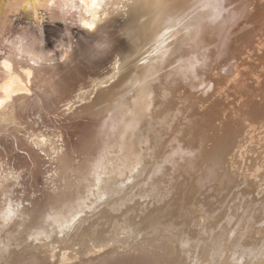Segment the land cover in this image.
Here are the masks:
<instances>
[{"label": "rangeland", "instance_id": "374dc122", "mask_svg": "<svg viewBox=\"0 0 264 264\" xmlns=\"http://www.w3.org/2000/svg\"><path fill=\"white\" fill-rule=\"evenodd\" d=\"M62 1L60 0L59 3H61ZM70 2H71V0H66V1L64 0L59 5V7L61 6L60 10L61 11L63 10L64 13L62 14V17H61V16H59L62 13L60 11V14L56 15V17L57 16H59V17L56 18L55 13L57 12V14H58V11H55L56 9L51 8V5H52L51 3H53V2L50 0H25V1L22 0V3H21V0H0V43H1V45H0V56L3 58V60H2V58L0 57V83L3 84L5 82L4 81L5 79H7V80H8V78L11 79V76L15 75V74H12L11 76H8L7 74H5L6 71L3 68V64L1 62L12 59V58H10L11 53H12L11 57H13L15 55L20 56V57L22 55H23L22 57H25V55L28 56V55H30L31 52L29 53V51H31L32 48H33L32 53H31L32 56L31 55L30 56L31 57L34 56V58H36L35 56H39L38 58L40 59V61H42L44 64H47L48 67L55 66L56 69H58V71L60 70V72H58V71L56 72L57 79L60 78L63 80V81L61 80L62 86L59 87L60 93H58L59 91L57 92L59 95L62 94L63 96L61 95V97L60 96L58 97L57 94H56L57 95L56 96V95H53V93H52V98L55 100V102L53 104L50 102V100H52V98L49 97L48 101H45V99H41L40 103H42V104H39V103L38 104L37 103L31 104L32 103L31 102L29 108H27L26 106H25V108H23L26 112L27 111L29 112V113L27 112V114H25V115H26V118L28 121L27 123L30 125L32 124L31 126L30 125L27 126V124H26L27 128L22 129V127H19V126L17 127L16 125L10 124V123H5V125H4V123L0 124V149H1L0 150V177L4 178L2 186L5 187L4 192H3V188H2V186H0V196L3 199L5 198L4 200L0 198V202H2V203L4 202V207H5V208L0 209V221H1L0 225H2L1 223L4 224V222L9 220V218L11 217V216L9 217V215H12V214H13L12 216L15 217L14 220L16 219L18 221V219L21 218L22 221L26 219L28 221V223H32V228H34L36 226L38 227L39 223L43 224L44 222H47L48 218L51 219V218L56 217V216H65L66 217L68 214L69 218L66 217L65 218L66 220L62 224L58 225L57 230H56L57 234L61 238H63L64 240H67L69 237H72V236H77V238H82V236H84V235L79 236L78 234L80 233V231L84 227H88L91 231V233L85 237L86 238L85 240L95 239L92 232L94 231V233H95L97 226L105 225L106 229L104 231H105L106 235L110 236V235L114 234V232H116L114 234V237L113 236L112 237L105 236V237H108L109 239L110 238L116 239L115 236H117L120 239H124L125 236L127 239H128V237H129V239L132 237L133 239H131L132 241H130V242L134 244L135 242H139L142 239H144L142 236L137 237L138 234L136 233V230L141 229V227H139V226H142V223H143L142 220H144V222L146 220H147V222L148 221L150 222L153 219H155L154 221H152L154 225H152L151 228H154V227L155 228H159V227L164 228L162 226H165L168 221H170L171 219L173 220V218L179 217L180 218V220L178 219L179 221H177V218L175 219L177 222H179V224L175 223L178 225H175V227H173V229L180 226L179 227L180 230H179V228H177V230L174 229L173 231L178 232V230H179V234H181L182 236L183 235L185 236L187 231L192 236H194L195 235V229H196V234L198 233V234H200V236H201V234H203V235L206 234L205 236L207 238L209 237L208 231H210V237H209L210 239L209 238L208 239L212 240L211 238H213L214 232L216 231L217 235L218 234L221 235V232H222V236L225 235L224 236L225 238L235 240L236 239L235 236L238 237L237 238L238 240L237 239L236 240L239 241L240 244H243V242L245 240L247 243L245 242L246 244H243V245H247V244L249 245L250 243H252L251 247H253L254 249L259 250L261 247L263 248V246H264V238H263V236H264V211H263L264 207L262 205H264V181H262V182H260V181L263 179L262 177H264V167H263L264 166V120H263L264 119V117H263L264 116V0H210V5L212 7V10H216L217 12L220 13V18H221L222 23L219 24V27H221L222 29L217 26L216 28L209 29L210 31L206 30L208 33L205 35L204 39H202L200 42L195 44V47L192 49L191 54L189 53V55L186 56L187 58L185 57L186 60L184 58H182L181 61H177L178 63L177 62L174 63V65H176V64L178 65L181 62H183L181 64L184 65V63H185V65H186L188 62L190 63L192 61V63L190 64V67H188L189 70L184 69V70H186V71H184V76L186 75L187 79L190 77L188 79V80H190V84H189L190 88L188 87V89H187L190 96L189 95L186 96L184 94L181 97L182 99L179 97L180 99L178 98L176 100L177 105H176V108L174 109V113H173V115L174 114L176 115V116H174V117H176L175 119H177V120L173 119L174 123L176 121V123H175L176 127H175V130L173 132L174 137L172 139L174 142L170 139V141H172L171 143H174V144H172L173 146L171 145L172 147L170 146V149L176 150V148L181 147V139L179 138V135L185 129H188V130H190V132L192 131V133L194 135L200 136V137L197 136L199 138V140H201V141L198 140V144H197L198 146L197 145L196 146L197 147H199L200 145L203 146L202 147L203 150L201 149L202 151L200 150L201 146L199 147V149L196 147V149L198 151L195 153V155L198 154V156L202 157L203 152L206 150L205 152L208 151V153H206L205 156L209 157L210 155L213 154L212 152L216 151L214 149H213V151H211L212 148H215V147L217 148V145L219 147L220 144L222 145L221 146L222 148L221 147H220V149L218 148V155L220 154L219 150H221V152H222V150L223 151L225 150L223 153L220 154V155H223V154L224 155L222 157L220 156L221 158H219V156L217 155L216 152H215L216 154L215 153L214 154L216 155L217 158H219L221 160H222V158H224V160H225V158L227 159V157H229V159H230V156H232L231 154H234L233 157H231V159L234 157L235 158L240 157L239 152H241L240 155L242 154L241 155L242 157L240 159H242V164L244 163L243 164L244 167L248 166L247 168H245V173H244V169H243L244 167L242 168V170H243L242 172L244 173L243 176L248 175L250 173V171L253 172V170H251L252 167L249 168V166L255 165L254 163H252V162H254L253 160L255 159V161H256L255 163H257L260 166V171L258 173H259V176H262V177H260L261 178L260 181L258 180L259 181L258 184L263 183V185L261 184L262 188L259 187V185L257 183H256L257 186H255V183H254L255 179L253 180V182L251 184L249 181H252V180H250L249 178H247V179L243 178L244 180H239L240 183L236 182L237 184H239L237 186V184L235 183L236 187L233 186V188H232V186L231 187L229 186L230 187L229 188L227 186L229 188V190H228V188L226 189V187L224 185H222L220 187L217 184L218 185V187H217L216 183H218V182L217 181L214 182V178H215V180H217L218 176L220 175L219 174L221 172L220 167L218 166L219 171L217 170L218 172L216 171V173H215V171L213 172L212 169H216L217 165H215V168L211 167V170H210V167L208 168L209 165H206V168H208L209 170L208 169L206 170L204 167L202 168L203 172L205 169L208 173L205 172V173H207V175L206 174L204 175V173L201 171V175H202L201 177L203 178V175L205 176L204 180L201 178V181H202L201 186H200L201 189L198 190L194 194L195 196H193L194 199L192 198V203H191L189 209L182 216H181V214L179 216H177L178 211H179V213H181V210H180L181 206H180V204L177 205L176 202L175 203L171 202L170 204H172V205L176 204L178 207L176 205L175 206L169 205V210L171 209L172 212L175 211L173 214L169 210L168 211L166 210V209H168V205H166V203L169 204V202H167V201H169V199H171L170 201H172V197L169 196L170 193L167 192V190H169L168 188L166 189L167 193H165L166 196L169 193V195L167 196L168 199H167V197H165L166 199H163V201H162V199H160L161 200L160 203H159V201H156L157 199H155L154 196L149 195V194L140 193V194H142V195H140V194L136 193V195H135V193H134L132 196L130 195V193H132V191L134 190V185L137 184L138 182L144 180L143 176L146 175L149 170L145 169V167H140V165H138V163H137V160H135L134 156L127 154L125 151H122V149L125 147L124 141L122 139V135H123V132L125 129V127L121 121L122 117L119 115L118 111L113 110V109L109 110L108 108H106L107 105L105 103V100H106L105 97L102 99V101L99 103L98 106H93V107H91L92 104H91V106H88L91 103L90 101H87L88 103L87 102L84 103L85 102L84 99H82V98L79 99L80 96L77 97L78 96L76 93L78 90V89H76L77 86H81L82 89H85L82 91V93H80L82 96H85L88 93V91L92 87V85L94 87L95 82H97L96 79L98 80L99 77L105 72L103 67H100L102 64L105 63L101 58H105L109 61V58H108L109 55L105 54L101 49L96 50L97 47L94 46L93 41L98 37L95 34V31H92L88 27H85L83 22L81 23V21H82L81 19L79 21L76 20V22L71 21V17L69 16V13L71 12V9H70L71 3ZM53 10L55 11V13ZM77 14H78V16H80L81 15L80 11H78ZM4 22L7 23V25L5 27L2 25ZM223 23H225L224 26L222 25ZM27 27L28 28L33 27V29H35L38 32V35L41 39L40 42H38L40 44L39 46H35L33 44H30V42H29L30 39H28L29 35H28L27 29H26ZM3 29H4V31H3ZM214 30H215V32H214ZM209 32L212 34L208 35V34H210ZM68 35H69V37H68ZM209 36H210V38H209ZM13 39L16 40L15 41L16 43L15 42L12 43V41H14ZM217 43H219V44H217ZM224 43H225V45H224ZM23 46H25V49L27 48L28 51H27V49L25 50ZM34 49L36 50V52ZM228 49L230 51H228ZM233 49L236 52H234ZM3 50H4V53L1 52ZM21 50H22V53L20 54ZM205 50H207V51H205ZM222 50L224 53L221 52ZM18 51H19V53H18ZM98 51H100V52H98ZM41 52L43 55L41 54ZM46 52H47V54H46ZM95 52H96V54H95ZM213 52H215V53H213ZM3 54L4 55L6 54V55L3 56ZM44 54H46V55H44ZM188 56H189V58H188ZM72 57L74 58L73 61H75L73 64L68 62L69 58H72ZM130 57H132V58H130ZM130 57H129V59H131V60L130 61L126 60V62H124V64H126V65H124V64L122 65L124 70L127 68L128 64H132L134 62V60H133L134 58L136 59V57H134L133 55ZM206 57H207V59H206ZM13 58H15V61H17L16 57H13ZM38 58H36V59L38 60ZM196 58H197V60H196ZM132 60H133V62H132ZM186 61H187V63H186ZM130 62H132V63H130ZM135 62H136V60H135ZM209 64H210V67H209ZM105 65H107V64L105 63ZM125 66H126V68H125ZM129 66H128V68L131 69V67H129ZM191 66H193V67H191ZM18 67H19V64L17 65V68ZM107 68H109V67L107 66ZM128 68L126 70L130 71V69H128ZM192 68H193V71H192ZM201 69H204V71H206V72H204ZM18 70L22 74V72H21L22 70L20 67L18 68ZM194 70H195V72H194ZM189 71L191 72V74L189 73ZM187 72H188V74H187ZM200 72H201V75H200ZM12 73H14V72H12ZM193 73H194V75H193ZM31 75L32 76H30V77H33L32 73H31ZM23 77L27 79V77H25L24 75H23ZM56 77H54V78H52V76L49 77L50 79L48 80V84H51L52 82H54L56 80ZM17 78H18V81L15 80L16 83L12 82L13 85L11 84L10 91L8 93L10 95H8L6 91H4L5 89L3 87H2L3 89L0 87V98L2 100L4 98H6L7 95L9 96L7 98L11 99V97H13V96L19 97L21 95H25L24 93L28 92L30 94L29 96L32 95L31 97L33 98V96L35 97V95L37 93L38 94L40 93V92H38L37 89L35 91L30 90L31 83H32L31 78L29 81L22 78V79H24L25 82L20 80L19 77H17ZM64 78H66V79H64ZM75 78H76V83L79 85L72 86V81H74ZM93 79L95 82H93ZM220 79H222V83H221ZM64 80L67 82H65ZM81 80H83V81L79 82ZM196 81H197V83H196ZM218 81H220V82H218ZM209 82H210V84H209ZM247 82H248V84H246ZM87 83H89L88 86L86 85ZM91 83H94V84H91ZM1 84H0V86H2ZM48 84H47V86H48ZM27 85H29V87ZM99 85H101V86H99ZM107 85H108V83H106V85H105V83L104 84H96L94 89L91 88V91H93V94H91V95L93 96L96 93V91H98V89L99 90L103 89L101 87L105 88V87H107ZM225 85H226V87H224ZM96 87H99V88H96ZM49 88H51V86ZM49 88H48V90H49ZM131 88L133 90L134 87H131ZM131 88H129V89L127 88L130 92L128 95H130L132 92V90H130ZM68 89L72 90V91H69L70 92V98L64 97L67 93H69ZM75 89H76V91H75ZM127 89H126V91H127ZM226 89H228L229 91ZM91 91H89V92H91ZM241 91H242V93H241ZM34 92H35V94H32ZM191 92L193 93V95L191 94ZM126 93H128V92H126ZM210 93H212V94H210ZM11 94H13V95L11 96ZM40 95L42 98L43 94L40 93ZM195 95H197L198 97L196 96L197 98H195ZM115 96H117V94H115L113 97H115ZM119 96H121V95H118V97L117 98L115 97V98L120 99ZM209 96L211 97L210 99L208 98ZM236 97H237V99L238 98L239 99L237 100ZM254 97H256V98H254ZM233 98L236 100V102ZM119 99H118V101H120V102L117 105H119L121 103L125 104V103L121 102V100H119ZM121 99H122V101L125 100L122 98V96H121ZM239 100H242V101H239ZM253 100H254V102H252ZM190 101H192V102H190ZM46 103H49L48 104L49 109H47L48 106L44 105ZM83 103L86 104L88 110L81 113V109L79 107H80V104H81V106H83L84 105ZM194 103L196 104V107H195ZM68 105H72V107H73V108L69 109L70 111L67 110ZM104 105H106V106L104 107ZM128 105L129 104H127L126 106L128 107ZM218 105H219V108H218ZM121 106H123V105H120V108H125V106L124 107H121ZM210 106L212 107V109H210L211 108ZM215 106H216V108H215ZM236 106L237 107L239 106L240 109L236 108ZM22 107H24V106H21V109H22ZM75 107L77 109H75ZM100 107H103V108L101 110H99ZM242 107H243V110L241 109ZM118 108H119V106H118ZM199 108L205 110L206 111L205 114H204V111L200 110ZM27 109H29V110H27ZM41 109H42V111H41ZM24 110H23V112H25ZM177 110L179 111V113ZM186 110H188V111H186ZM199 110L202 112H200ZM232 110H234V111H232ZM244 110H246V112ZM194 111L195 112L199 111V112L193 113ZM258 111L260 112V114L258 113ZM236 112H238V114ZM40 113H42L43 116H46V118H42L43 116L42 115L40 116ZM73 113H74V115H73ZM83 113H85V115ZM229 113H230V115H229ZM252 113H253V115H252ZM231 114H233V115H231ZM239 114H241L242 117L239 116ZM246 114L248 116H246ZM236 115H238V116L235 117ZM243 115H245V116H243ZM256 115H257V119L255 118ZM72 116H74V117H72ZM258 117H260V119ZM204 118H208L209 120L208 119L204 120ZM45 119L47 120V123L45 122ZM197 119L199 120L200 123H202L203 127H201L202 125L198 122ZM200 119L202 121H200ZM235 120H239L240 121L239 124L236 123L237 121H235ZM248 120H249V122H248ZM118 121H120V122H118ZM179 121H182V122H180V124H179ZM203 121L205 123H207L206 124L207 126H205L203 124ZM207 121H209V122H207ZM40 122L41 123L43 122L45 125L43 123L41 124ZM224 122H225V124H224ZM241 122H242V125H240ZM235 123L237 125H235ZM188 124H189V127H187ZM221 124H224V125L222 126ZM193 125L196 127H194ZM209 125H210V127H209ZM231 125H233L232 128H230ZM190 126H191V128H190ZM218 126L220 129L218 128ZM236 126H238V127H236ZM192 127L196 128L195 130L197 131V134L194 133L196 131ZM198 127L201 129H199ZM215 127L217 130L215 129ZM233 127H235V129L238 128L236 130H240V129H245V131L247 130L245 132L246 136L244 135L243 137L242 136L238 137V134H237V137L239 139H237V137H236V140H235L234 135H236V133H235ZM12 128H14L15 130H13ZM178 128H179V132H177ZM211 128L213 131L210 130ZM39 129H41V130L39 131ZM42 129L44 130L43 133H45L47 135L46 138H48V135H49V138L47 139L48 142H45L42 144L43 145L44 144L49 145V143H51L52 146L56 149V154L49 155L48 151L44 150V148H43V147H45V145L44 146L41 145V147L35 146V144L33 142H31V138L28 137V135L30 133H32L33 131L35 133L37 132L36 134H39L40 132L43 131ZM180 129H181V131H180ZM214 130H215L216 134H215ZM23 131L26 132L25 135H23ZM175 131H176V133H175ZM207 131H208V133H207ZM210 131H211V134L213 136L217 135L216 137H218V135H219L217 133L220 132V134H222V137H221V135H220V137L224 140L223 143H225L226 141L228 142V143L226 142L227 143L226 146L223 145V143H220V141L222 142L223 140H218L219 138L215 140V139H213V136H212L211 138L214 142V143L213 142L212 143L214 145H212V148H211L209 145H211L212 140L208 136V135L211 136V134H209ZM233 132H234V135H233ZM57 133H60V134H57ZM202 133L204 135L207 134L206 138H209V139H206L204 141V143H202V142H203V139H205V137L203 136ZM229 133L231 135H229ZM171 137H172V135L168 136L166 139L171 138ZM197 137H195V138L198 139ZM202 137H204V138H202ZM224 137L225 138L231 137L229 139L233 138V141H234L233 142L231 140V142H233L234 144L236 142L235 145H233V144L230 145V147L234 146L230 151L228 149L229 147H227V146H229V144L231 142H229L230 140H228V139H224ZM241 137H242V139H241ZM249 138H250V140H249ZM238 140H239V142H237ZM165 141L167 142V140H165ZM168 141H169V139H168ZM256 141H258V142H256ZM121 142H123V143L121 144ZM199 142H201V144ZM217 142H219L220 144H217ZM215 144H217V145L215 146ZM243 145H244V147L242 148ZM111 146L115 149H113ZM205 146H207L208 149ZM226 147H227V149H226ZM260 147H261V149H259ZM193 148L195 149V147H193ZM254 148H256V149H254ZM140 149L142 151H146V152L149 150V148L146 146H140ZM195 151L196 150L192 151L193 152L192 154H194ZM199 151H200V153H199ZM209 151H211V154H209ZM227 151H229V152H227ZM201 152H202V154H201ZM230 152H231V154H230ZM226 153L227 154L229 153V156ZM116 154H117V157L113 158V155H116ZM237 154H238V156H237ZM225 155L227 157H224ZM205 156H203V157H205ZM243 157H244V159H243ZM249 160H251V161L249 162ZM245 161L247 163H250V164L245 163ZM125 164L129 165V170H128L129 174L126 173L122 169V167ZM133 168H134V170H133ZM248 169H249V171H248V173H246V171ZM80 170H82V171H80ZM211 171L213 173H211ZM217 173H218V176H215V175H217ZM209 174L213 175L214 177L211 176V178H209ZM206 176H208L207 179H205ZM109 179L113 180L114 187L111 188L107 192V195H106V194H104L102 189H103L104 183L106 181H108ZM127 179H132V182L131 183L126 182ZM246 180H248V183ZM242 181H244V182L246 181V186ZM207 182L208 183L210 182L208 184L209 186L206 184ZM249 184H251L250 185L251 187L249 186ZM203 185H204V187L206 185H207V187H209V188L205 187L207 190V191H205L206 193L204 192L205 188L202 189ZM252 185L255 186V190H254ZM237 187H239L240 189ZM242 187H244L245 189L244 188L242 189ZM120 188H122L121 192L119 191ZM217 188H219V190ZM231 188H232L233 192L236 191L237 193L235 192V194H233V192L230 190ZM213 189L217 190V192L219 191L221 193V195L217 194L215 190L213 191ZM256 189H258V190H256ZM60 190H61V192H60ZM129 190H131V191H129ZM209 190H210V192H208ZM226 190H228V191L225 192L226 194L224 195L223 191H226ZM240 190H243V191H240ZM252 190H254V192ZM57 191H59V193ZM199 191H200V193L202 192L201 194L203 196L201 194L199 195V193H198ZM245 191H247V194L244 193ZM70 192H71V196L65 198L64 200L61 199V201L58 203L59 200L57 198L59 196L61 198H63L64 195L68 196L67 194H70ZM240 192H242V193H240ZM255 192H257V193H255ZM84 193L86 194V196ZM197 193H198V195H197ZM208 193L211 194V196H213L212 197L213 201L211 199H209V197L211 198V196H209ZM230 193H231V195H230ZM248 193H249V195L251 194L252 196L246 197V195H248ZM2 194H5L6 197ZM242 194L244 195V197ZM253 194H254V196H253ZM134 195L136 197H134ZM138 195H140L139 198H138ZM228 195H229V197H228ZM150 196H152V197H150ZM200 196H202L201 197L202 199H200ZM53 197H55L54 200L52 199ZM122 197H123V199L118 201V199L122 198ZM142 197L144 199H142ZM145 197H147L146 199H148L149 204L148 203L146 204L147 200L145 201ZM220 197H222V199H220ZM227 197H228V199H227ZM151 198H154L155 202ZM139 199H141V201L143 203ZM150 199H151V201H150ZM7 200H8V202H7ZM164 200H165V204H164ZM193 200H194V202H193ZM210 200L212 202H210ZM198 201H200V202H198ZM224 201L228 205H225ZM229 201H232V202H229ZM6 202H7V204H6ZM121 202H122V204H121ZM156 202H157V205L159 203L160 207H162V208L165 207L166 212L167 213L169 212L168 214H170V215H168L166 212H165V214H162L164 212V210L162 211V209L156 208L157 207V205H155ZM204 202H205V204H204ZM216 202H217V204H216ZM237 202H239V204H237ZM256 202H257V205H256ZM138 203H139V205H138ZM140 203H142V204H140ZM210 203L211 204L213 203L214 205L215 204L219 205L220 211L217 210L218 207L216 205H215L216 208H214L215 206L213 207ZM100 204H101V207L98 206ZM129 204H130V206H128ZM136 204H137L138 208H137V206H134ZM153 204L155 205V210L153 208L154 211L152 209H150V207L151 208H152V206L154 207ZM161 204H163V205L161 206ZM203 204L205 205V208H204ZM208 204L211 205V207H213V208L209 207V210L207 212L208 207L206 209V206ZM7 205H9V206H7ZM141 205H143L142 208L144 207L143 209H145V210H143L141 208ZM159 205H158V207H159ZM199 205H200V207H199ZM223 205L227 206L226 209H229L232 205L233 206L230 209L231 211L229 210V212H227V214H226V211H228V210H225ZM191 206H192V208H191ZM6 207H7V210H6ZM8 207H10V209ZM175 207H176V209H178L179 207L180 208H179V210L176 211V209L174 210ZM222 207H223L224 211L221 210ZM95 208H97V209L95 210ZM133 208H135V209H133ZM136 208H137V210H136ZM140 208H141V210H138ZM147 208H148V210H147L148 212H146ZM201 208H202V210H201ZM115 209H116V211H115ZM132 209L134 210V212H132L133 211ZM149 209H150V211H149ZM158 209L161 210L162 212H159ZM196 209H197V212H196ZM215 209L218 211V213L216 212ZM1 210H2V212H1ZM92 210H93V212H91ZM105 210L110 213V216H112L113 221L109 220V222H108L107 220L101 219L102 214ZM130 210H131L132 214H134V215H136V211H138L137 215L134 217L132 216V218L129 217V215H131V212H129ZM151 210H152V212H151ZM189 211H191V212H189ZM194 211H195V213L193 215ZM200 211H201V213H200ZM204 211H206L207 214H205L206 212H204ZM213 211L217 214H214ZM4 212H5V214H4ZM123 212H124V215L122 214ZM219 212L221 213V215H218V214H220ZM14 213H16V216H14ZM127 213H129V215ZM158 213H161V214H158ZM222 213H223V216H222ZM3 214H4V216H2ZM87 214H90V215H87ZM174 214L176 216H173ZM213 214H214V216H213ZM18 215H20V216H18ZM121 215L123 218L121 217ZM125 215H127V216H125ZM151 215H153V216H151ZM154 215L156 217H154ZM200 215L202 216V218H201L199 226H197V218ZM211 215H212V217H211ZM241 215H242V218L240 217ZM6 216H8L7 220L5 218ZM75 216H76V218H75ZM78 216L80 219L78 218ZM91 216H93V217H91ZM170 216H171V218H170ZM235 216H237V217L239 216V219H237ZM124 217L126 220L128 218H131V219L134 218L136 223H134L132 221L130 224L131 220H129V223L127 222L128 224H130V227L133 230L130 229L131 231H127V230H129L127 228H130V227H126L128 224H126V220L124 219ZM138 217H140V219ZM145 217H146V219H145ZM137 218H138V221L140 220L139 222H137ZM156 218H158V219H156ZM181 218H184V219H181ZM243 218L248 219L247 223L245 220H244L245 222H242V220H240ZM2 219L6 220V221L3 222ZM72 219H74V221H72ZM114 219H115V221H114ZM122 219H123V221H122ZM161 219L162 220L167 219V220L166 221L163 220V222H162ZM214 219H215V225L212 224V222H214ZM183 220L184 221L186 220L187 223L185 222V224H183L184 223ZM117 221H120V223L118 222V224H117ZM121 221L122 222L125 221L124 224H126L125 225L126 228L123 229L124 224ZM180 221H181V224H180ZM209 221H210V223H209ZM140 222H141V224H140ZM156 222H158V223H156ZM223 222H224V224H223ZM236 222L238 225L236 224ZM72 223H74V224H72ZM121 223H122V225H121ZM132 223H134L133 226H132ZM253 223H254V225H253ZM159 224H160V226H159ZM216 224L218 225L217 228H216V226H217ZM244 224L247 225V228L249 227L248 229H250V226L254 227V229L251 227V229H250L251 231H245V230H247V228ZM71 225H72V227H71ZM115 225H117V226H115ZM135 225L138 226L137 227L138 229H135V227H136ZM181 225H182V227L184 225V228L187 231L185 229H184V231H181L183 229L181 227ZM204 225H206V226H204ZM226 225L228 228L230 227V229L227 230ZM240 225L245 226L244 227L245 230L243 229V226L240 227ZM118 226H120V228ZM185 226H188V228H186ZM207 226H209V227H207ZM231 226H232V228H231ZM64 227H66V228H64ZM115 227H117L116 231L114 230ZM191 227H193L194 229ZM203 227L204 228L206 227L207 229L205 230ZM210 227H213V228H210ZM223 227L224 228L226 227L225 228L226 231H225V229L224 230L222 229ZM32 228H30V230H32ZM54 228H49L48 232L52 231V230L54 231L55 230ZM218 228H220L221 230L219 231ZM237 228H239V229H237ZM241 228L245 232V233L244 232H241V233H243L245 236L248 234V238H247V236L244 237V235H242V237L244 238V239L242 238L243 242H242V240L241 241L239 240V239H241V234L237 233V232H240ZM134 229H135V233L133 232ZM198 229L201 230L200 233H199ZM120 230L124 234L121 233ZM217 230H218V232H217ZM118 231H119V233H118ZM126 231H127V233H126ZM212 231H214V232H212ZM227 231H229L230 233ZM48 232L45 231V236L49 235ZM129 232L131 234H128ZM188 232H187L186 236L190 235ZM193 232H194V234H193ZM211 232H212V234H211ZM233 232H236L234 234L235 236L232 234ZM246 232H248V233H246ZM43 233L41 232V234H40L39 231L30 232L29 234H27L26 240H27V237L29 238L28 239L29 242H32L34 240V238L36 240L42 239V237H44ZM249 233H251L250 237H249ZM36 234H39V236L38 235L36 236ZM125 234H127L129 236H127ZM133 234H134V236H133ZM229 234H231V235H229ZM237 234L238 235L240 234V235L238 236ZM253 234H254V236H253ZM31 235H32V237H31ZM191 235H190V238L192 237ZM119 236H121V237H119ZM205 236H203V237H205ZM12 237H13V235H11V234L7 235L6 239L4 240V239H2L3 236H0V238H1L0 244H6V245L9 244L12 246L14 244V242L11 241ZM134 237H137L136 240ZM203 237H199V235L198 236L195 235L194 239H196V240H194L193 237L191 240L193 241V243H196L199 240H200L199 242H201ZM206 237H205V239H206ZM252 237H254V238H252ZM118 238L116 239L117 241L119 240ZM188 238L189 237H186V238L184 237V239H188ZM251 238H252V240H251L252 242H250ZM197 239H199V240H197ZM247 239L249 242L247 241ZM36 240H34V241H36ZM103 240H104V238H103ZM110 240H112V239H110ZM209 240H207V241H209ZM260 240H262V241H260ZM143 241L139 242L140 245L135 243L137 246L134 244L133 248H131V247L126 248V249H120L119 248V250L116 251V253H114V257H111V258L106 257V258H101L98 260L94 259L93 264H161V261L159 259H156L154 262L149 261L152 258L151 254H153V253H151L150 251L147 250V248H148L147 245L149 244L148 246L150 247L151 244L149 241H145V240H143ZM254 241H256V242H254ZM70 242L73 243L72 240H69L68 244H70ZM142 243H145V244H142ZM257 244H258V246H257ZM143 245H145V247H143ZM2 246H4V245L0 246V248H2L0 251V254H2L5 251V249H3ZM255 246H257V247H255ZM74 247H77V246H74ZM138 247H140V248H138ZM82 248H84V247H82ZM141 248H144V249H141ZM145 250H146V253L144 252ZM34 257H35L34 255H31V257L29 258V262H31L32 264L35 263ZM23 259L28 260V256L22 257L20 260H23ZM36 259H39V258H36ZM222 259L224 260V257L220 259L219 264H222V262H223ZM17 264H24V263L19 262Z\"/></svg>", "mask_w": 264, "mask_h": 264}, {"label": "bare ground", "instance_id": "6f19581e", "mask_svg": "<svg viewBox=\"0 0 264 264\" xmlns=\"http://www.w3.org/2000/svg\"><path fill=\"white\" fill-rule=\"evenodd\" d=\"M50 1H52L54 3V4L51 3L52 4L51 5V8H54V9H56L55 11H58V14H57V12L55 13V11L53 10L54 13H55V17H56V15H59L60 14V11H61L60 10V7L61 6L59 7V5L64 0L63 1L61 0L62 1L61 3H59L60 0H50ZM21 3H22V0H21ZM70 3H71L70 4L71 12L69 13V16L71 17V21H75L76 22V20L79 21L81 19L82 20L81 23L83 22V24L85 25V27H88L90 30L95 31V34L98 37V38H96L93 41L94 46L97 47L96 50L101 49L105 54H108L109 55V57H108L109 58V61L107 59H105V58H101L107 64V65H105V63H104V64H102L100 66V67H103V69L105 70V72L99 77L98 80L96 79L97 82H95L94 79H93V82H95V84L94 83H91V84H94V87L96 86V84H104L105 83V85H106V83H108L107 87H105V88L104 87H101L103 89H100V90L98 89V91H96V93L92 96L91 94H93V91H91V88L94 89V87L92 85V87L90 89L88 88L89 91H91V92L88 91V93L85 96H82L80 93H82V91L85 90V89H82L81 86H77L79 84L76 83V78H75L74 81H72V80L71 81H72V86H77V88H76V89H78L77 92H76L77 95H78L77 97L80 96L79 99L80 98L84 99V101H85L84 103H86L87 101H90L91 103L88 106H91V104H92L91 107L98 106L99 103L102 101V99L105 97V99H106L105 100V103H106L107 106L104 105V107L106 106V108H108L109 110L110 109H113V110L118 111L119 115L122 117L121 121H122V124L125 127L124 132H123V135H122V139L124 141L125 147L122 149V151H125L127 154H130V155L134 156L135 160H137V163H138V165H140V167H145V169H148L149 170L148 173L143 176L144 180L141 179L142 181H140L138 183L136 182L137 184L134 185V190L132 191V193H130L131 196L134 193H135V195H136V193H138V194H140V193L149 194V195L154 196L155 199H157L156 201H159V203H160V201H161L160 199H162V201H163V199H166L165 197H167L169 195V193H170L169 196L172 197V201H170L171 199H169V201H167V202H169V204L166 203V205H168V209H166V210L167 211L169 210V205H172V204H170L171 202H174V203L176 202L177 205L180 204V206H181V208L179 207L180 210H181V213H179V211H178L177 216H179L180 214L182 216L189 209V207H190V205L192 203V198H193V196H195L194 194L198 190L201 189V187H200L201 186V183H202V181H201V178H202L201 177L202 176L201 175V171L203 172V169L202 168L204 167L207 170L210 167V170H211V167L215 168V165H217V166H216V169H212L213 172L215 171V173H216V171L219 169L218 166L220 167V170H221V172L219 173L220 174L219 176H218V173H217V175H215V176H218L217 180H215V178H214V182L215 181L218 182V183H216V185L218 184L220 187L222 185H224L226 187V189L229 186L230 187L232 186V188H233V186H235V183L236 182H239V180H244V179L249 178L250 180H252V181H249L251 184H252L253 180L255 179L254 180V183H255V186H257L256 183L258 184V182L261 180L260 177H262V176H259V173L258 172L260 171V166L257 163H255L256 162L255 159L253 160L254 162H252L255 165H253V166L250 165L249 166V168L252 167L251 170H253V172L250 171V173L248 175H244V176H243V174L245 173V168H247L248 166L247 167L246 166L244 167V165H243L244 163L242 164V159H240L242 157L241 156L242 154L240 155L241 152H239V156L240 157H237V158L234 157L232 159H231V157H233L234 154H231V152H230V154L232 155V156H230V159L231 160L226 155L224 157H227V159L226 158H225V160H224V158H222V160L219 159V158H221L224 155V154L223 155H220V154L225 151V150L224 151L222 150V152H221V150H219L220 151L219 152L220 154L218 155V148L220 149V147L222 146L220 143H223L224 142V140L221 138L222 137V134H220V132L217 133V134H219L218 137H216L217 135L216 136H213L211 134V131L209 133V134H211V136L208 135L211 140H212V138H211L212 136H213V139H215V140L218 139V138H219L218 140H223L222 142L220 141V143L217 142V144H220L219 147H218L217 144H215V146L217 145V148L214 146L216 149L215 148H212V145H214L213 144L214 143L213 140L211 141V145H209L212 148L211 151H213V149L216 150L215 152L217 153V155L219 156V158L216 157V155H215L216 153L215 152H212L213 154L215 153L214 155L212 154L209 157H206L205 154L208 153V151L205 152L206 150L204 151L205 153L203 152V154L201 152V154L203 156H205V157L198 156V154L195 155V153L198 151L196 149V147L198 146L197 145L198 144V140H199L198 137H200V136L194 135L192 133V131L190 132V130H188V129H185L179 135V138L181 139V147L176 148V150L170 149V146L172 144H174V143H171V142L173 141L172 140L173 137H174L173 132H174L175 127H176L175 126L176 125L175 124L176 121L174 123L173 122V119L174 120H177V119H175L176 117H174L176 115L175 114L173 115L174 109L176 108V105H177L176 104V100L179 97L181 98L184 94L186 96L189 95L187 89H188V87L190 88V86H189L190 80H188L190 77L187 79L186 75L184 76V71H186L184 69H188V67H190V64L192 63V61L190 63L189 62L187 63V61H186V63H187L186 65H185V63H184V65H182L181 63H183V62H181V63L179 62L180 64H178V65L177 64L174 65V63L177 62V61H181L182 58L185 59V57L187 55H189V53L191 54V51L195 47V44L198 43V42H200L202 39H204L205 35L208 33L206 30H209L211 28H216L217 26L219 27V24L222 23L221 18H220V13L217 12L216 10H212V7L210 5V0H71ZM78 11H80V14H81L80 16H78V14H77ZM61 12L62 13L59 16L62 17V14L64 12H63V10ZM59 16H57V17H59ZM224 24L225 23H223L222 25L224 26ZM2 25L5 27L7 25V23L4 22ZM219 28H221V27H219ZM4 29H3V31H4ZM26 29H27V33L29 35V38L28 39H30L29 40L30 44H33L35 46H39L40 44L38 42H40L41 39H40V37L38 35V32L35 29H33V27H29V28L27 27ZM214 32H215V30H214ZM211 34L212 33H210L208 35H211ZM68 37H69V35H68ZM209 38H210V36H209ZM15 41L16 40L12 41V43L15 42ZM217 44H219V43H217ZM0 45H1V43H0ZM224 45H225V43H224ZM23 47L25 49V46H23ZM32 49H31V51H29V53L30 52L32 53ZM27 51H28V49H27ZM205 51H207V50H205ZM228 51H230V50L228 49ZM233 51H234V49H233ZM1 52L4 53V50L1 51ZM35 52H36V50H35ZM98 52H100V51H98ZM215 52H213V53H215ZM221 52H223V50ZM234 52H236V51H234ZM18 53H19V51H18ZM21 53H22V50L20 51V54ZM31 53H30V55L32 56ZM11 54H10V58H12V59H10V60H7L6 59L7 61H2L3 58L0 56L2 58V60H1L2 62L1 63L3 64V68L6 71L5 74H7L8 76H11L12 74H15V75H12L11 76V79H9V78H8V80L5 79L4 80L5 82L3 84L0 83L2 85L0 87L1 88L3 87L5 89L4 91H6L7 94H8L9 91H10L11 84L13 85V83L15 82V80L18 81V78L17 77H19L20 80H22V81H24V79L27 80V81H29L30 78H31V82L32 83L30 82L31 83L30 90H32V91L34 90L35 91L37 89L38 92H40V93L43 94V97L42 98H41L40 93L39 94L37 93L35 95V97L33 96V98H32L31 97L32 95L29 96L30 94L28 92H27L28 94L23 92L25 95H21L19 97L18 96L17 97H14L13 96V97H11V99L7 98V97H9L8 95H10V94H8L7 97H6L8 100L6 98H4L5 100L4 99L2 100L0 98V124L1 123H4V125H5V123H10V124L16 125L17 127L19 126V127H22V129H25L30 124L27 123L28 121H27V118H26V115H25V114H27L28 111L26 112L23 108H25V106L27 108H29L31 102H32L31 104H33V103L42 104V103H40L41 102V99H45V101H48L49 100V97L52 98V93H53V95H56L57 94L58 97L59 96L61 97L62 94L59 95L58 93H60L59 87L62 86L61 82L63 80L60 79V78H59L60 79L59 80L56 77V72L58 71V69H56L55 66L48 67L47 64H44L42 61H40V59L38 58L39 56H35L36 58H38V60H37L36 58H34V56L31 57L30 55H28V56L25 55V57H22L23 55L21 57L15 55V56H13V57H16V59H17V61H15V58L11 57ZM41 54H42V52H41ZM46 54H47V52H46ZM46 54H44V55H46ZM95 54H96V52H95ZM5 55L3 54V56H5ZM132 55L134 57H136V59L135 58L133 59L134 62L132 60L133 63L130 62L132 64H128V66L130 65L129 67H131V69H130L127 66V68L130 69V71H127L126 70L127 69L126 66H125V68H126L125 69L126 71H125L124 68L122 67V65L124 64V62H126V60H129L130 61L131 59H129V57L132 56ZM130 58H132V57H130ZM188 58H189V56H188ZM73 59H74L73 57L72 58H69V61L68 62L71 63V64H73L75 62V61H73ZM206 59H207V57H206ZM135 60H136V62H135ZM196 60H197V58H196ZM16 64L17 65L19 64V67L22 70V71L20 70L22 72V74L19 72V70H18L19 67L17 68V65ZM124 65H126V64H124ZM107 66L109 68H107ZM191 67H193V66H191ZM209 67H210V64H209ZM201 70L204 71V69H201ZM192 71H193V68H192ZM12 72H14V73H12ZM58 72H60V70ZM194 72H195V70H194ZM204 72H206V71H204ZM31 73L33 74V77H30V76H32ZM189 73L191 74L190 71H189ZM187 74H188V72H187ZM23 75L25 77H27V79L24 78ZM193 75H194V73H193ZM200 75H201V72H200ZM51 76H52V78L56 77V80L54 82H52L51 84H48V80L50 79L49 77H51ZM22 78H24V79H22ZM64 79H66V78H64ZM220 80H221V83H222V79H220ZM82 81L83 80H81L79 82H82ZM45 82L48 84V86H47V84ZM65 82H67V81H65ZM218 82H220V81H218ZM89 83H87L86 85L88 86ZM196 83H197V81H196ZM209 84H210V82H209ZM246 84H248V82ZM49 85L51 86V88H49L50 87ZM27 86L29 87V85H27ZM99 86H101V85H99ZM47 87L49 88V90H48ZM131 87H134L133 90H132ZM224 87H226V85ZM96 88H99V87H96ZM127 88L128 89L131 88L130 90H132V92H131L130 95H128L130 92H129V90ZM76 89H75V91H76ZM126 89H127V91H126ZM226 90H228V89H226ZM69 91H72V90H69L68 89V92ZM126 92H128V93H126ZM241 93H242V91H241ZM32 94H35V92L32 93ZM115 94H117V96H115L116 98L118 97V95H121L122 98L125 99L124 100L125 102L122 101L121 96H119L120 99L119 98L118 99L121 100V102H123L125 104H122L121 103V104L117 105L120 101H118V99H116L115 97H113ZM191 94L193 95L192 92H191ZM210 94H212V93H210ZM12 95L13 94H11V96ZM196 96L197 95H195V98L198 97V96L197 97ZM64 97L70 98V92L67 93ZM208 98L210 99L211 97L209 96ZM254 98H256V97H254ZM236 99H237V97H236ZM239 101H242V100H239ZM50 102L53 104L55 102V100L52 98V100H50ZM190 102H192V101H190ZM235 102H236V100H235ZM252 102H254V100ZM49 103H46L44 105L48 106ZM126 103L129 104L128 107L126 106L127 105ZM120 105H123L121 107H124L125 106V108H120ZM219 105H218V108H219ZM21 106H24V107H22V109H21ZM118 106H119V108H118ZM195 107H196V104H195ZM70 108H73L72 105H68V109L67 110L70 111L69 110ZM79 108L81 109V113L82 112H85L86 110H88L86 104H84L83 106H81V104H80V107ZM102 108L103 107H100L99 110H101ZM215 108H216V106H215ZM236 108H239V106L238 107L236 106ZM42 109H41V111H42ZM47 109H49V106H48ZM75 109H77V108L75 107ZM199 109L200 110H203L201 108H199ZM210 109H212V107ZM241 109L243 110V107ZM23 110L26 113L23 112ZM27 110H29V109H27ZM186 111H188V110H186ZM199 111H197V112H199ZM203 111H204V114H205L206 111L205 110H203ZM232 111H234V110H232ZM244 111L246 112V110H244ZM197 112L194 111L193 113H197ZM200 112H202V111H200ZM42 113H40V116L42 115ZM178 113H179V111H178ZM236 113L238 114V112H236ZM258 113L260 114L259 111H258ZM83 114L85 115V113H83ZM247 114H246V116H248ZM73 115H74V113H73ZM229 115H230V113H229ZM231 115H233V114H231ZM252 115H253V113H252ZM237 116L238 115H236L235 117H237ZM239 116L242 117L241 114H239ZM243 116H245V115H243ZM72 117H74V116H72ZM42 118H46V116H43ZM255 118L257 119V115H256ZM258 118L260 119V117H258ZM206 119H208V118H204V120H206ZM182 121H179V124ZM200 121H202V120L200 119ZM235 121H237L236 123H238V124L240 122L239 120H235ZM45 122L47 123V120L46 119H45ZM118 122H120V121H118ZM198 122H199V120H198ZM207 122H209V121H207ZM248 122H249V120H248ZM236 123H235V125H237ZM26 124H27V126H26ZM200 124L202 125V123H200ZM203 124L205 126H207L206 125L207 123H205L204 121H203ZM224 124H225V122H224ZM224 124H221V125L223 126ZM240 125H242V122H241ZM232 126L233 125H231L230 128H232ZM187 127H189V124L187 125ZM194 127H196V126H194ZM194 127H192V128L195 130L196 128H194ZM201 127H203V125ZM209 127H210V125H209ZM236 127H238V126H236ZM14 128H12V129L15 130ZM190 128H191V126H190ZM218 128H219V126H218ZM233 128H234V131L236 133V135H234V132H233V135H234L235 140H236L237 134H238V137H240V136L243 137L246 134L245 132L247 130L245 131V129H240L239 128L240 130H236L238 128H236V129H235V127H233ZM181 129H180V131H181ZM199 129H201V128H199ZM215 129H216V127H215ZM40 130L41 129H39V131ZM210 130H212V128ZM43 132H44V130L42 132H40L41 134L39 132H38L39 134H36L37 132L35 133L33 131L32 133H30L28 135V137L31 138V142H33L35 144V146H40L41 147V145H43L42 143L48 142L47 139L49 138V135H48V138H46L47 135L45 133H43ZM177 132H179V128H178V131ZM214 132H215V130H214ZM25 133L26 132L23 131V135H25ZM175 133H176V131H175ZM194 133L197 134V131L194 132ZM207 133H208V131H207ZM230 133H229V135H231ZM57 134H60V133H57ZM215 134H216V132H215ZM170 135H172V137L171 138H168L169 139V141H168V139H166V138L168 136H170ZM206 135L203 134V136L205 137V139H203V142L202 143H204V141L206 139H209V138H206L207 137ZM220 135H221V137H220ZM195 137H197L198 139H196ZM204 137H202V138H204ZM238 137H237V139H239ZM242 137H241V139H242ZM229 138H231V137H229ZM229 138L228 137L227 138L224 137V139L230 140L229 142H231V140L233 141V138L232 139H229ZM170 139L172 141H170ZM165 140H167V142ZM249 140H250V138H249ZM199 141H201V140H199ZM226 142L223 143V145L226 146V144L228 143V142L227 143ZM233 142H231L229 144V146H227V147H229L228 148L229 151L234 147V146L233 147H230V145L231 144H233V145L236 144V142H235V144ZM237 142H239V140ZM256 142H258V141H256ZM122 143L123 142H121V144ZM199 143L201 144V142H199ZM47 145H45V147H43L44 150H47L49 155L56 154V149L52 146V144L49 143V145L48 146ZM244 145L242 146V148L244 147ZM140 146H146V147L149 148V150L147 152L146 151H142L140 149ZM193 147H195V149ZM199 147H197V148L199 149ZM202 147L203 146L200 147V150L201 149L203 150ZM205 147L207 148V146H205ZM227 147H226V149H227ZM113 149H115V148H113ZM254 149H256V148H254ZM259 149H261V147ZM194 150H196V151L194 152V154H192L193 153L192 151H194ZM211 151H209V154H211ZM229 151H227V152H229ZM199 153H200V151H199ZM227 155L229 156V153ZM237 156H238V154H237ZM116 157H117V154L116 155H113V158H116ZM243 159H244V157H243ZM250 161L251 160H249V162ZM245 163H247V162L245 161ZM247 164H250V163H247ZM206 165H209L208 168H206ZM242 168L244 169V173L242 172L243 171ZM122 169L126 173H128L129 165L125 164L122 167ZM205 169H204V172L203 173H204V175L205 174L207 175L208 172ZM133 170H134V168H133ZM80 171H82V170H80ZM248 171H249V169L246 171V173H248ZM205 172H207V173H205ZM213 172L211 171V173H213ZM204 175H203V178H202L203 180H204V177H205ZM211 176H213V175H210L209 174V178H211ZM207 178H208V176H206L205 179H207ZM262 178L264 179V177H262ZM263 179L260 182L264 181ZM3 180H4V178L3 177H0V186L3 185ZM246 181L248 183V180H246ZM246 181L245 182L242 181L245 184V186H246ZM126 182L131 183L132 182V179H127ZM209 183L207 182L206 184L208 185ZM251 184H249V186ZM261 184L263 185V183L258 184L259 187H261ZM207 185L205 187L206 188H209V187H207ZM218 185H217V187H218ZM238 185L239 184H237V186ZM255 186H253L254 190H255ZM113 187H114L113 180L109 179L108 181H106L104 183L102 190H103L104 194L107 195V192L111 188H113ZM205 187L203 185L202 186V189H204ZM2 188H3V192H4V188L5 187L2 186ZM167 188L169 189V190H167V192H169V193L166 196L165 193H167L166 192V189ZM206 188H205L204 192L207 191ZM229 188H228V190H229ZM232 188L230 189L231 191H232ZM237 188H239V187H237ZM243 188L244 187H242V189ZM121 189L122 188H120V190H119L120 192H121ZM217 189L219 190V188H217ZM214 190L215 189H213V191ZM228 190L223 191L224 192V195L226 194L225 192H227ZM254 190H252V191L254 192ZM256 190H258V189H256ZM129 191H131V190H129ZM215 191H216L217 194H220L221 195V193L219 191L218 192H217V190H215ZM240 191H243V190H240ZM57 192L59 193V191H57ZM60 192H61V190H60ZM208 192H210V190ZM235 192H233V194H235ZM198 193L200 195L202 192L200 193V191H199ZM198 193H197V195H198ZM240 193H242V192H240ZM244 193L247 194V191H245ZM255 193H257V192H255ZM5 194H2V195H4L6 197ZM67 195L68 196H65L64 195L63 198H61L59 196L57 198L59 200L58 203L61 201V199L64 200L65 198L71 196V192H70V194H67ZM135 195H134V197H136ZM140 195H142V194H140ZM140 195H138V198L140 197ZM208 195L211 196V194H209V193H208ZM230 195H231V193H230ZM85 196H86V194H85ZM152 196H150V197H152ZM202 196H200V199H202L201 198ZM247 196L248 197L249 196L251 197L252 195L251 194L249 195V193H248V195H246V197ZM253 196H254V194H253ZM212 197L213 196H211V198L209 197V199L212 200L213 199ZM228 197H229V195H228ZM228 197H227V199H228ZM243 197H244V195H243ZM0 198H1V196H0ZM146 198L147 197H145V201L147 200L146 201V204L147 203L149 204L148 199H146ZM1 199H3V198H1ZM52 199L54 200L55 197H53ZM121 199H123V197L122 198H119L118 201L121 200ZM142 199H144V198L142 197ZM151 199L155 202L154 198H151ZM151 199H150V201H151ZM167 199H168V197H167ZM220 199H222V197H220ZM139 200L141 201V199H139ZM211 200H210V202L213 201V200L212 201ZM7 202H8V200H7ZM7 202H6V204H7ZM193 202H194V200H193ZM198 202H200V201H198ZM205 202H204V204H205ZM229 202H232V201H229ZM142 203H140V204H142ZM159 203H158V205H159ZM224 203H225V201H224ZM121 204H122V202H121ZM164 204H165V200H164ZM216 204H217V202H216ZM237 204H239V202H237ZM138 205H139V203H138ZM155 205H157V202H156ZM155 205H154V207L152 206V208L150 207V209L153 210V208H154V210H155ZM158 205H157L156 208H160V209H162V211L164 210V212L162 214H165V212H166L165 207L162 208V207H160V205L158 207ZM162 205L163 204H161V206ZM175 205H172V206H175ZM211 205L213 207L215 206L213 203ZM211 205L208 204L206 206V209L208 207L207 212L209 210V207H211ZM225 205H228V204L225 203ZM225 205H223V207L225 208V210H228V211H226V214H227V212H229V210L231 209V207L233 205L230 208L228 207L229 209H226L227 206H225ZM256 205H257V202H256ZM7 206H9V205H7ZM98 206L101 207V204L98 205ZM128 206H130V204ZM134 206H137V204L134 205ZM142 206L143 205H141V208H142ZM192 206H191V208H192ZM216 206L218 207L217 210H219V205H216ZM216 206L214 208H216ZM262 206L264 207V205H262ZM199 207H200V205H199ZM213 207H211V208H213ZM223 207H222V209L221 208L220 209L223 210ZM1 208H5L4 207V202L3 203L0 202V209ZM8 208L10 209V207H8ZM137 208H138V206H137ZM137 208H136V210H137ZM141 208L138 209V210H141ZM179 208L176 209V207H175L174 210L176 209V211H177V210H179ZM204 208H205V205H204ZM96 209L97 208H95V210ZM133 209H135V208H133ZM150 209H149V211H150ZM6 210H7V207H6ZM143 210H145V209H143ZM147 210H148V208L146 209V212H148ZM152 210H151V212H152ZM201 210H202V208H201ZM217 210H216V212L218 213ZM115 211H116V209H115ZM162 211L159 210V212H162ZM169 211L172 212L171 209ZM1 212H2V210H1ZM5 212H4V214H5ZM91 212H93V210ZM124 212L122 213L123 215H124ZM129 212H131V210ZM132 212H134V210ZM132 212H131V215H129V213H127L129 215V217H131V218H132V216L133 217L136 216L138 211H136V215L132 214ZM174 212H172V214ZM189 212H191V211H189ZM196 212H197V209H196ZM204 212H206V211H204ZM207 212L205 214H207ZM194 213H195V211L193 212V215H194ZM200 213H201V211H200ZM213 213L214 214H217L214 211H213ZM4 214L2 216H4ZM158 214H161V213H158ZM175 214L173 216H176ZM214 214H213V216H214ZM12 215H9V217L11 216L9 218V220H7L8 219L7 218L8 216L5 217L8 222L6 220H3L2 219L3 222L4 221H6V222H4V224L1 223L2 225H0V236H3L2 239L5 240L6 239V236L11 234V235H13L11 241L14 242V244L12 246L9 245V244L8 245H6V244H0V246L1 245H4L2 247H3V249H5V251L4 252L2 251L3 253L1 252L2 254H0V264H17L19 262L24 263V264H32L31 262H29V258L31 257V255H34L35 256L34 257V260H35V263L34 264H93L94 263L93 262L94 259L98 260V259L106 258V257L107 258L114 257V253H116V251H118L119 248L120 249H126V248H130V247L133 248L135 243H137L138 245H140L139 242H141L143 240L149 241L150 244H151L150 247L148 246L149 244L147 245V247H148L147 250L150 251L151 253H153V254H151L152 258L149 261L154 262L156 259H159L161 261V264H219L220 259L223 258V257H224V260L222 259L223 260L222 264H264V246H263V248L262 247L260 248L261 250L260 249L258 250V249H254L253 247H251V244L252 243H250L249 245L248 244L247 245H243V244H246L247 243L245 240L243 242L242 235H244V234L241 233V232H244V230H245L244 227L245 226L247 228V225H245V224H244L245 226L240 225V227L243 226V229L244 230H242V228H241L242 231L240 230V232H237V233H240L241 234V239H239V240L240 241L242 240L243 244H240V242L237 241L238 240L237 239L238 237H236L234 235L236 232H233L232 234L235 236V238L237 240L235 238H234L235 240L229 239V238H225L224 237L225 235L222 236V232H221V235L220 234L217 235L216 234V231L215 232L212 231V232H214V236L215 237L213 236V238H211L212 240H209L210 239L209 238L210 237V231H208L209 229L207 230L209 232L208 233L209 235L207 234L209 236L208 237L209 239L205 236L206 235L205 233H204L205 235L201 234V236H200V234L197 233L199 235V237L205 236L206 239H205V237H203V239L201 238L202 239L201 242H199L200 240L197 239L199 241H197L196 243H193V241L191 240L192 237L194 239L195 235L198 236L196 234V229H195V235L192 236L184 228V225H183V227L181 225V227L183 228L181 231H184V229H185L192 236L191 238H190V235L189 236H186L187 232L185 231L186 234H185V236L184 235L183 236L185 238L186 237H189L188 239H184V237L181 234H179V230H180L179 227L180 226L177 227V228H179L178 232L177 231H173L174 229L177 230V228H174L173 229V227H175V225H178L179 224V222H177V221L180 220L179 217L178 218L176 217L177 218V221L175 220L176 218H173V220L171 219L170 221H168L165 226H162L164 228H160V227L159 228H155V227L154 228H151V226L154 225L152 221H154L155 219H153L150 222L149 221L147 222V220L144 222V220H142L143 221V223H142V226L143 227L142 226H139V227H141V229H138L137 228L138 226L135 225L136 226L135 229H138V230H136V233L138 234V236L137 235L136 236L137 237L142 236L144 239H142L139 242H135L133 244V243L130 242V241H132L131 239H133L132 237L130 239L128 237V239H127L126 236H125L124 239H120L117 236H115L116 239L117 238L119 239L118 241L116 239H113V238H110V239H112V240H110L108 237H112V236L114 237V234L116 232H114V234H112L113 232L111 231L112 232L111 233L112 235H110V236L109 235H106L105 234V231H104L106 229L105 228L106 226L105 225H100V224H99L100 226H97V229H96L95 233H94V231L92 232L93 233V236L95 237V239H90L89 238L90 240H85L86 239L85 237L88 236L91 233V231H90V229L88 227H84L80 231V233L78 234L79 236L84 235V236H82V238H77V236H72V237H69L67 240H64L63 238H61L57 234V231L56 230H57V226L60 225V224H62L66 220L65 219L66 217L69 218L68 214H67L66 217L65 216H56V217H53L51 219L48 218V221L47 222H44L43 224L39 223L38 224V227L36 226L34 228H32V223H28V221L26 219L22 221L21 218H19V219L17 218L18 219V221H17L16 219L14 220L15 217H13ZM20 215H18V216H20ZM87 215H90V214H87ZM168 215H170V214H168ZM218 215H221V213L218 214ZM14 216H16V213H14ZM125 216H127V215H125ZM151 216H153V215H151ZM222 216H223V213H222ZM91 217H93V216H91ZM121 217H122V215H121ZM140 217H138V218L140 219ZM154 217H156V216L154 215ZM211 217H212V215H211ZM235 217L237 219H239V216L238 217L235 216ZM240 217L242 218V215ZM75 218H76V216H75ZM78 218H79V216H78ZM131 218H128L126 220L125 217H124V219L126 220V224L129 223V220H131L130 221V224H131L132 221L134 223H136L135 220H134V218L133 219H131ZM138 218H137V222L140 221V220L138 221ZM170 218H171V216H170ZM201 218H202L201 215L198 216V218H197V226H199L200 221H201ZM246 218L245 219L243 218V219H240V220H242V222H245L246 221V223H247L248 219H246ZM101 219L102 220H107L109 222V220H112V216H110V213L105 210L103 212V214H102V218ZM145 219H146V217H145ZM156 219H158V218H156ZM181 219H184V218H181ZM163 220H165V219H163ZM163 220H162V222H163ZM72 221H74V219H72ZM114 221H115V219H114ZM122 221H123V219H122ZM118 222L120 223V221H117V224H118ZM185 222H186V220L184 221L183 224H185ZM224 222H223V224H224ZM122 223L124 224L125 221L122 222ZM122 223H121V225H122ZM134 223H132V226H133ZM156 223H158V222H156ZM175 223H178V224H175ZM209 223H210V221H209ZM72 224H74V223H72ZM126 224L123 225V229L126 228V227H130V224H128L125 227ZM140 224H141V222H140ZM180 224H181V221H180ZM212 224L215 225V219H214V222H212ZM236 224H237V222H236ZM253 225H254V223H253ZM115 226H117V225H115ZM159 226H160V224H159ZM188 226H185V227L188 228ZM204 226H206V225H204ZM71 227H72V225H71ZM118 227L120 228V226H118ZM207 227H209V226H207ZM213 227H210V228H213ZM217 227H218V225L216 226V228ZM226 227H227V225H226ZM251 227L252 226H250V229H251ZM30 228H32V230H30ZM49 228H54L55 230L54 231L52 230V231H49L48 232ZM64 228H66V227H64ZM116 228L117 227H115V229H114L115 231L117 230ZM191 228H193V227H191ZM220 228H218L219 231L221 230ZM225 228L223 227L222 229L224 230ZM231 228H232V226H231ZM239 228H237V229H239ZM248 228L245 231H251ZM252 228L254 229V227H252ZM127 229H129L127 231H131L130 229H132V228L130 227V228H127ZM135 229L133 231L134 233H135ZM204 229L206 230L207 228L205 227ZM228 229H230V227L229 228L227 227V230ZM121 230H120V232L123 233L122 232L123 230L122 231ZM34 231H39L40 234H41V232L42 233L44 232L43 233L44 237L41 236L42 239H39V240H36L34 238V240H36L37 242L34 241V240L32 242H29L28 241L29 238L27 237V240H26V236L30 232H34ZM45 231H47L49 233V235L45 236ZM127 231H126V233H127ZM198 231L200 233L201 230L198 229ZM225 231H226V229H225ZM229 231H227V232H229ZM212 232H211V234H212ZM217 232H218V230H217ZM118 233H119V231H118ZM246 233H248V232H246ZM128 234H131V233L129 232ZM193 234H194V232H193ZM250 234L251 233H249V237H250ZM37 235L39 236V234H36V236ZM125 235H127V234H125ZM229 235H231V234H229ZM105 236H108V237H105ZM127 236H129V235H127ZM133 236H134V234H133ZM246 236L248 238V234ZM246 236L244 235V237H246ZM253 236H254V234H253ZM31 237H32V235H31ZM119 237H121V236H119ZM137 237H134L135 240H136ZM103 238H104V240H103ZM252 238H254V237H252ZM252 238L250 239V242H252L251 241ZM263 238H264V236H263ZM69 240H72L73 243L70 242V244H68V241ZM194 240H196V239H194ZM207 240H209V241H207ZM247 241H248V239H247ZM260 241H262V240H260ZM254 242H256V241H254ZM142 244H145V243H142ZM74 246H77V247H74ZM257 246H258V244H257ZM257 246H255V247H257ZM82 247H84V248H82ZM140 247H138V248H140ZM143 247H145V245H143ZM1 249L2 248H0V251H1ZM141 249H144V248H141ZM144 252L146 253V250ZM26 256H28V260H25V259L20 260L22 257H26ZM36 258H39V259H36Z\"/></svg>", "mask_w": 264, "mask_h": 264}]
</instances>
